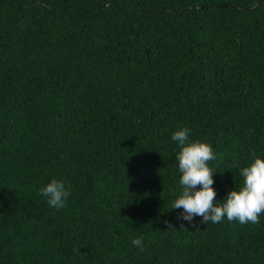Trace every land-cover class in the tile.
Segmentation results:
<instances>
[{"label": "trees", "instance_id": "trees-1", "mask_svg": "<svg viewBox=\"0 0 264 264\" xmlns=\"http://www.w3.org/2000/svg\"><path fill=\"white\" fill-rule=\"evenodd\" d=\"M185 127L223 202L264 159V0H0V264H264V212L172 209Z\"/></svg>", "mask_w": 264, "mask_h": 264}, {"label": "clouds", "instance_id": "clouds-1", "mask_svg": "<svg viewBox=\"0 0 264 264\" xmlns=\"http://www.w3.org/2000/svg\"><path fill=\"white\" fill-rule=\"evenodd\" d=\"M190 135L191 129L185 127L171 137L181 149L176 155L181 194L172 204V209H183L178 219L192 223L194 217H202L203 224L220 223L225 218L240 224L259 223L260 214L264 212V159L255 158L249 166L241 168L243 186L230 191L223 202H214L217 194L212 187V177L217 172L209 167V162L216 159V153L210 144L191 141ZM252 155L255 157V153ZM198 185L200 190H196ZM39 195L46 198L49 206L60 209L65 206L70 192L62 181L52 179L39 190ZM132 243L143 251V237Z\"/></svg>", "mask_w": 264, "mask_h": 264}]
</instances>
